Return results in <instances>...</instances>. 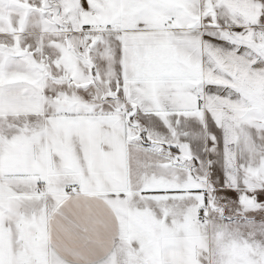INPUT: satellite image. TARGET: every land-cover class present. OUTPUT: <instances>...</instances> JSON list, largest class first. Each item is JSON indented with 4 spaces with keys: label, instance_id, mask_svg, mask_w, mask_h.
<instances>
[{
    "label": "snow or ice",
    "instance_id": "6c2138e0",
    "mask_svg": "<svg viewBox=\"0 0 264 264\" xmlns=\"http://www.w3.org/2000/svg\"><path fill=\"white\" fill-rule=\"evenodd\" d=\"M0 264H264V0H0Z\"/></svg>",
    "mask_w": 264,
    "mask_h": 264
}]
</instances>
